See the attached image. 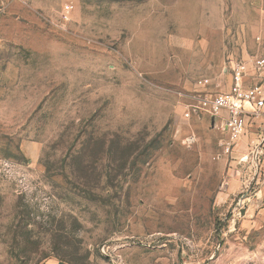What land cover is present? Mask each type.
<instances>
[{"label":"rangeland","instance_id":"1","mask_svg":"<svg viewBox=\"0 0 264 264\" xmlns=\"http://www.w3.org/2000/svg\"><path fill=\"white\" fill-rule=\"evenodd\" d=\"M264 56V0H0V264H264V119L202 103Z\"/></svg>","mask_w":264,"mask_h":264},{"label":"built area","instance_id":"2","mask_svg":"<svg viewBox=\"0 0 264 264\" xmlns=\"http://www.w3.org/2000/svg\"><path fill=\"white\" fill-rule=\"evenodd\" d=\"M202 108L221 122L231 143L237 144L251 120L264 119V56L232 63L229 90L202 103ZM256 147V157L264 162V130Z\"/></svg>","mask_w":264,"mask_h":264}]
</instances>
